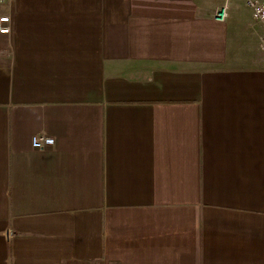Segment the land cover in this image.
<instances>
[{
	"label": "crops",
	"instance_id": "obj_1",
	"mask_svg": "<svg viewBox=\"0 0 264 264\" xmlns=\"http://www.w3.org/2000/svg\"><path fill=\"white\" fill-rule=\"evenodd\" d=\"M0 14V264H264V48L246 0ZM41 134L54 144L33 147Z\"/></svg>",
	"mask_w": 264,
	"mask_h": 264
},
{
	"label": "built area",
	"instance_id": "obj_2",
	"mask_svg": "<svg viewBox=\"0 0 264 264\" xmlns=\"http://www.w3.org/2000/svg\"><path fill=\"white\" fill-rule=\"evenodd\" d=\"M7 0H0V5L5 4ZM253 10L255 24L259 27L260 45L264 48V0H246ZM226 17V6L222 7L216 13V19L223 21ZM10 15L0 14V33H10ZM54 144V138L45 134L35 135L32 138V145L35 148H44Z\"/></svg>",
	"mask_w": 264,
	"mask_h": 264
}]
</instances>
